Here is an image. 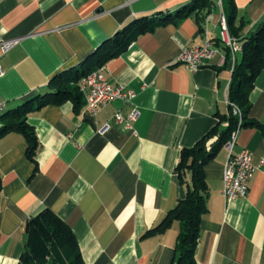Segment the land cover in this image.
I'll return each mask as SVG.
<instances>
[{
	"label": "crops",
	"instance_id": "crops-1",
	"mask_svg": "<svg viewBox=\"0 0 264 264\" xmlns=\"http://www.w3.org/2000/svg\"><path fill=\"white\" fill-rule=\"evenodd\" d=\"M193 0H0V101L10 110L53 91L58 73L81 67L107 38L130 20L175 12ZM203 33L194 15L179 24L157 25L103 67L114 87L135 93L132 103L113 101L95 117L72 102L31 112L39 141L38 171L26 156L23 135L0 138V264H17L27 220L44 208L73 229L85 264H171L180 230L146 235L186 189L177 178L182 148L193 146L226 113L227 89L236 58L220 43L221 0ZM247 21L243 37L264 21V0H235ZM211 41L218 49L194 71L177 61L183 47ZM250 116L264 124V67L254 81ZM135 106L137 135L114 122ZM4 111V112H5ZM3 112V113H4ZM2 113H0L1 115ZM110 124L108 129L104 126ZM248 149L256 166L247 197L227 201L222 193L228 151L205 166L208 212L201 220L198 264H264V137L257 128L239 131L234 152Z\"/></svg>",
	"mask_w": 264,
	"mask_h": 264
},
{
	"label": "trees",
	"instance_id": "trees-1",
	"mask_svg": "<svg viewBox=\"0 0 264 264\" xmlns=\"http://www.w3.org/2000/svg\"><path fill=\"white\" fill-rule=\"evenodd\" d=\"M215 6L214 0H193L175 12L161 16V13L144 15L130 20L113 36L104 40L88 56L81 67L56 74L49 82L53 91L36 95L13 109L0 115V138L10 132L20 133L27 141V158L38 171L36 154L39 147L34 127L28 122L31 112L42 107L72 102L79 113L85 104L79 81L83 76L103 67L113 58L121 55L141 35L152 31L157 25L179 24L194 15L201 33ZM230 34L237 37L243 49L236 58L231 71V80L226 98V113H216L217 121L193 146L182 148L176 166L179 183L186 194L170 209L164 218L146 235L166 232L174 221H179L180 230L174 246L171 264H198L196 251L201 240V220L208 212L209 183L205 166L214 160L235 131L257 128L264 137V124L250 116L251 92L254 81L264 67V21L248 37H243L247 21L239 15L235 0H221ZM224 66L232 58L228 48ZM239 113H238V112ZM2 178L0 177V194ZM17 264H85L78 239L73 229L51 208H44L31 216L25 225L24 249Z\"/></svg>",
	"mask_w": 264,
	"mask_h": 264
},
{
	"label": "built area",
	"instance_id": "built-area-1",
	"mask_svg": "<svg viewBox=\"0 0 264 264\" xmlns=\"http://www.w3.org/2000/svg\"><path fill=\"white\" fill-rule=\"evenodd\" d=\"M221 3V1H220ZM220 35L227 41L231 47L235 48L239 40H232L226 37V32L222 25V15L219 18ZM18 39L4 40L0 42L1 53H7L16 44ZM218 49L214 47L212 42H204L196 47H183L177 61L183 64L187 69L194 71L205 66L218 53ZM2 74L0 66V75ZM80 91L86 97L84 113L90 117H95L100 109L113 101H121L123 103H132L135 93L125 90L123 87H114L108 80L104 67L97 69L91 74L83 77L79 81ZM5 102L0 101V105ZM139 117V110L133 106L127 114H123L121 110L114 114L113 120L118 125H123L126 129L131 130L134 135L137 132L134 128V122ZM110 124H106L103 128L108 129ZM239 131H235L231 138L227 141L225 149L228 151V158L225 163L223 175L222 193L227 201L237 198L247 197L250 189V181L256 170L253 163L252 153L248 149H242L234 152V146L237 141ZM264 166V160L262 161Z\"/></svg>",
	"mask_w": 264,
	"mask_h": 264
},
{
	"label": "bare ground",
	"instance_id": "bare-ground-1",
	"mask_svg": "<svg viewBox=\"0 0 264 264\" xmlns=\"http://www.w3.org/2000/svg\"><path fill=\"white\" fill-rule=\"evenodd\" d=\"M222 25H223V28L226 32V37L229 38V39H232V40H239L237 37H233L230 32H229V29H228V25H227V19H226V16L224 14H222ZM219 39H220V43L225 47V48H228L230 50V53H232V55L234 56V48L231 47V45H229L227 43L226 40L223 39V37L221 35H219ZM205 42H211L209 40L206 39ZM215 47V46H214ZM216 48V47H215ZM242 49H243V46H242V43L240 41H238L237 45H236V48H235V54H238V53H241L242 52ZM101 68V67H100ZM98 68V69H100ZM96 71V70H95ZM94 72V71H93ZM92 72V73H93ZM91 74V73H90ZM88 75V74H87ZM85 77V76H83ZM230 83V82H229ZM229 85V84H228ZM6 109V104H1L0 105V113H3ZM238 112V111H237ZM239 113V112H238ZM226 146V144H225ZM224 146V147H225Z\"/></svg>",
	"mask_w": 264,
	"mask_h": 264
}]
</instances>
